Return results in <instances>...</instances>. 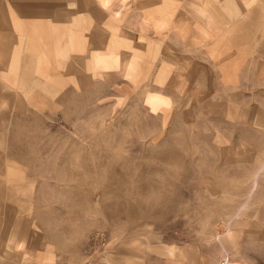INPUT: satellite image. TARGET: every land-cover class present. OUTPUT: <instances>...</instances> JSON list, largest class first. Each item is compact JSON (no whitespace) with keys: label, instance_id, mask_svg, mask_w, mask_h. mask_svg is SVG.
Segmentation results:
<instances>
[{"label":"rangeland","instance_id":"rangeland-1","mask_svg":"<svg viewBox=\"0 0 264 264\" xmlns=\"http://www.w3.org/2000/svg\"><path fill=\"white\" fill-rule=\"evenodd\" d=\"M134 4L120 0V35L137 41L146 71L126 75L121 49L118 68L77 69V87L59 95L55 111L10 125L30 143L19 153L34 165L23 192L39 189L45 238L59 250L80 245L72 257L83 264H264V110L260 121L239 112L242 92L257 106L264 90L200 87L210 73L176 59V43L180 53L198 51L191 24L179 41L172 25L162 36L174 51L149 52L129 30ZM179 8L191 16L198 5L180 0ZM150 93L169 103L165 111Z\"/></svg>","mask_w":264,"mask_h":264},{"label":"crops","instance_id":"crops-1","mask_svg":"<svg viewBox=\"0 0 264 264\" xmlns=\"http://www.w3.org/2000/svg\"><path fill=\"white\" fill-rule=\"evenodd\" d=\"M188 1L198 5L197 14L187 15L179 8L180 0H137L139 11L133 19L137 28L129 30L138 32V44L144 41L149 52L154 47L168 53L169 44L161 39L169 25L179 41L185 25L191 24L193 38L200 41L195 46L198 51L180 53L176 43V59L210 73V83L200 87L223 88L225 93L233 88L264 90V5H247L245 0ZM122 22L120 0H0V264L84 263L78 253L72 257V249L80 245L71 242L59 250L56 240L45 238L48 229L38 220L39 189L33 183L23 192L27 175L33 176L27 168L34 165L19 153L31 149L24 147L30 143L21 145L18 137L24 135L10 125L55 111L59 95L77 87V69L118 68L121 49L128 52L123 66L126 75L134 79L139 77L137 71H146L139 67L143 59L136 54L137 41L120 35ZM151 63L148 56L144 58L145 68ZM60 75L65 77H60L62 81L54 80ZM213 75L216 85L211 82ZM250 93L242 92L245 101L241 102L247 106L240 105L239 112L246 119L260 121L264 94L255 97L260 100L254 106ZM150 95L160 98L165 111L169 103L157 93ZM66 252H70L68 257Z\"/></svg>","mask_w":264,"mask_h":264},{"label":"bare ground","instance_id":"bare-ground-1","mask_svg":"<svg viewBox=\"0 0 264 264\" xmlns=\"http://www.w3.org/2000/svg\"><path fill=\"white\" fill-rule=\"evenodd\" d=\"M246 2H247V4L248 5H254V4H257L258 5V7H260V8H263L262 7V5H264V0H245ZM257 5H255V6H257ZM240 224H242V222H232L231 223V225L235 228V227H237V225H240ZM240 226H242V225H240ZM224 234H226V233H224ZM233 235H234V231H232L230 234H226V237H233ZM235 236V235H234ZM236 237V236H235ZM234 238V237H233ZM221 239V238H220ZM223 255V257L222 258H224V256L226 255V256H228V257H230V253H229V251L228 250H226V252H224L223 254L222 253H220V256H222ZM133 258H135V259H140V255L137 253V255H135V256H132ZM230 264H232V263H230Z\"/></svg>","mask_w":264,"mask_h":264},{"label":"built area","instance_id":"built-area-1","mask_svg":"<svg viewBox=\"0 0 264 264\" xmlns=\"http://www.w3.org/2000/svg\"><path fill=\"white\" fill-rule=\"evenodd\" d=\"M221 264H223V261L221 262Z\"/></svg>","mask_w":264,"mask_h":264}]
</instances>
